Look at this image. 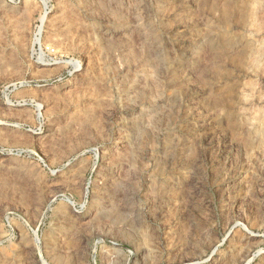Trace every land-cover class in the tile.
<instances>
[{
	"label": "rangeland",
	"instance_id": "rangeland-1",
	"mask_svg": "<svg viewBox=\"0 0 264 264\" xmlns=\"http://www.w3.org/2000/svg\"><path fill=\"white\" fill-rule=\"evenodd\" d=\"M0 264H264V0H0Z\"/></svg>",
	"mask_w": 264,
	"mask_h": 264
},
{
	"label": "bare ground",
	"instance_id": "bare-ground-1",
	"mask_svg": "<svg viewBox=\"0 0 264 264\" xmlns=\"http://www.w3.org/2000/svg\"><path fill=\"white\" fill-rule=\"evenodd\" d=\"M10 103V102H9Z\"/></svg>",
	"mask_w": 264,
	"mask_h": 264
}]
</instances>
